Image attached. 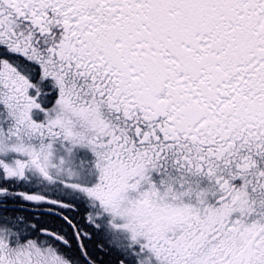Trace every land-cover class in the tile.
<instances>
[{"label": "snow or ice", "instance_id": "1", "mask_svg": "<svg viewBox=\"0 0 264 264\" xmlns=\"http://www.w3.org/2000/svg\"><path fill=\"white\" fill-rule=\"evenodd\" d=\"M0 264H264V0H0Z\"/></svg>", "mask_w": 264, "mask_h": 264}]
</instances>
